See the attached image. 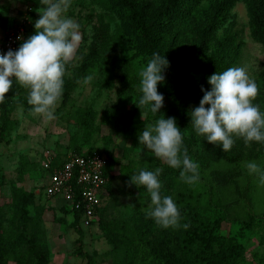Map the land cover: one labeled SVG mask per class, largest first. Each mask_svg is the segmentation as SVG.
<instances>
[{
	"label": "trees",
	"instance_id": "obj_1",
	"mask_svg": "<svg viewBox=\"0 0 264 264\" xmlns=\"http://www.w3.org/2000/svg\"><path fill=\"white\" fill-rule=\"evenodd\" d=\"M0 31L4 34L11 26L10 19L1 13ZM38 1V0H34ZM239 0H91V3L104 10V14L87 16V21L96 23L92 27V36L87 53L82 56V63L74 68L70 64L64 80L63 104L70 102L73 90L85 77L98 76L100 90L116 89V101L102 116V122L112 130L106 137L103 152L108 156L109 165L106 176L109 184L107 193L115 180L114 167L117 164L114 151L110 146L114 136H121L118 147L123 149L125 158H130L136 149L147 151L139 144L138 134L143 128L155 124L161 115L176 119L181 128L183 145L190 158L196 156L201 167L209 169L215 163L223 161L229 165H241L244 161H257L264 156V143L245 145L237 139L232 150L223 152L219 147L204 141L198 136L192 125L189 112L198 107L203 97L202 88L209 89L208 77L216 72H223L236 67L242 57L243 44L234 31L226 29L222 36L219 30L225 25L232 9ZM248 6L250 32L253 40L264 48V0H245ZM35 17L33 10L27 12ZM34 26H27L24 39L34 34ZM129 36L134 42L137 54L148 63L154 52L166 55L169 68L165 72V82L158 86L164 98L171 99L164 104L162 113L153 114L149 110L138 108L141 94L135 92L136 75L130 57L118 53L117 45ZM0 42L1 39H0ZM205 61L203 70L199 64ZM264 83V68L261 72ZM20 84L14 83L6 96L0 116V140L6 134L17 130L19 122L13 118L16 107L23 108L25 113L32 112L28 104V95L17 98L24 91ZM134 101L137 103L132 104ZM264 111V92L259 91L255 100ZM144 118L140 117L142 115ZM96 113L85 110L78 113V124L84 128L85 145L89 148L75 147L66 153L91 155L97 150L92 142L100 133L95 124ZM117 147V146H116ZM54 164L62 158L61 153ZM34 168L37 164H33ZM30 160L23 157L18 169V183L25 182ZM128 168H121V176L126 177ZM240 171H214L211 181L219 186L233 184L238 186ZM40 178H44L40 176ZM35 187L32 191L23 186H11L12 203L10 213L0 207V264H50L51 253L44 238L41 220L46 211H57L49 206L51 201L41 199ZM163 195H168L166 192ZM175 201V200H174ZM190 201V202H189ZM177 204L182 220L187 229H163L149 218H137L133 222L131 235L122 237L108 231V239L123 255L114 264H245L246 248L237 236L225 237L217 233L225 220L221 215L214 217L202 209L200 198L192 194H178ZM33 209V213H32ZM106 206L98 211L100 223ZM63 216L73 217L72 227L85 229L80 224V213L70 207H62ZM146 216V215H144ZM57 222L64 223L63 219ZM102 223V222H101ZM100 223V224H101ZM96 224V223H95ZM94 224V225H95ZM261 232L264 244V218L250 219L243 223L242 231ZM241 231V232H242ZM258 264H264V256ZM88 264H94V257L86 256ZM252 264V263H251Z\"/></svg>",
	"mask_w": 264,
	"mask_h": 264
},
{
	"label": "rangeland",
	"instance_id": "obj_2",
	"mask_svg": "<svg viewBox=\"0 0 264 264\" xmlns=\"http://www.w3.org/2000/svg\"><path fill=\"white\" fill-rule=\"evenodd\" d=\"M43 7L40 0H2L1 13L9 17L10 26H17L28 16L29 24L34 26V21L39 18L38 9ZM33 10L35 17L27 14ZM104 10L91 3V0H72L66 15L80 25L82 36L81 44L77 50V57L73 63L77 68L82 63V56L87 53L92 36V27L96 23L87 21L90 14H104ZM225 25L219 30L218 36H222L226 29L234 27L243 44L242 57L236 67L244 66L248 74L258 87V92H264V83L261 72L264 68V48L256 43L250 32V19L248 6L245 0H239L227 18ZM3 33L0 31V39ZM118 53L130 57L132 67L136 75L135 92H140V71L146 66L142 56L137 54L135 44L126 36L118 45ZM206 62L199 64V70L205 68ZM98 76L93 77L90 83L79 82L73 90L70 102L63 104V96L56 108V119L48 121L33 112L25 113L23 108L16 107L13 118L19 122L16 131L6 134L0 140V207L3 211L10 213L12 203L11 186L13 184L23 186L32 191L37 186L45 184L44 169L42 161L44 152L48 149L56 153H66L75 147L89 148L85 145L84 128L78 124V113L92 110L96 113L95 124L100 128V133L93 139V146L103 152L106 137L112 134V130L103 124L102 116L108 108L116 101V89L100 90L98 87ZM28 90L21 91L17 98H25ZM172 101L165 97L164 104ZM130 107L134 101L130 102ZM144 118V116H140ZM122 142L121 136H114V142L110 151H114L116 165L114 167L115 180L110 192L107 193L105 201L106 210L102 217V223H96L91 228H73V217L63 216L60 207L54 206V201L49 206L57 208V211H46L41 220L44 238L49 246L51 258L50 264H88L86 256L94 257V264H114L123 252L116 249L115 245L108 239V231H112L122 237L131 235L133 222L137 218L145 219V208L150 203V197L145 188L129 186L130 176L138 174L140 169L154 171L162 168L159 177L162 183V193H167L176 201L178 194H196L200 198V205L208 215H221L224 221L217 233L225 237L237 236L238 240L246 248L245 264H258L259 258L255 254L264 256V244L261 232L241 230L243 223L250 219L260 220L264 218V184H261L255 175H250L246 168L248 162L241 165H229L223 161L215 163L211 168L201 167L196 156H192L200 166L199 181L195 185L184 183L179 177V171L170 168L167 164L156 159L150 152L136 149L130 158H125L123 149L118 147ZM117 146V147H116ZM23 157H28L30 167L28 168L25 182L18 183V169ZM264 168V156L254 161ZM37 164L34 168L33 164ZM128 168L126 177L121 176V168ZM240 171L242 177L238 179V186L233 184L219 186L211 181L214 171ZM190 202V201H189ZM33 213V209H32ZM63 219L64 223L57 222ZM132 226V227H131ZM242 231V232H241ZM8 264H14L9 262Z\"/></svg>",
	"mask_w": 264,
	"mask_h": 264
},
{
	"label": "clouds",
	"instance_id": "obj_3",
	"mask_svg": "<svg viewBox=\"0 0 264 264\" xmlns=\"http://www.w3.org/2000/svg\"><path fill=\"white\" fill-rule=\"evenodd\" d=\"M72 0H40L39 18L34 21V34L16 50L0 52V103H3L14 83L28 90V104L32 112L48 121L56 119V108L63 96L67 69L77 57L81 44L80 25L66 15ZM169 61L154 52L140 71L141 96L136 106L151 113H162L164 96L158 86L165 82ZM92 76L85 77L90 83ZM209 89L202 88L203 97L198 107L190 110L191 125L198 136L223 152L232 150L237 139L245 145L264 143V111L255 104L258 87L244 66L231 67L208 77ZM143 116V112H142ZM140 145L156 159L170 168L180 170V179L195 185L199 181V164L190 158L183 145L181 128L176 119L161 115L155 124L138 134ZM250 175L257 176L264 184V168L256 162H248ZM162 168L154 171L140 169L131 175L129 186L145 188L150 203L145 208L146 217L163 229L189 227L181 225V214L172 196L162 194L159 180Z\"/></svg>",
	"mask_w": 264,
	"mask_h": 264
},
{
	"label": "built area",
	"instance_id": "obj_4",
	"mask_svg": "<svg viewBox=\"0 0 264 264\" xmlns=\"http://www.w3.org/2000/svg\"><path fill=\"white\" fill-rule=\"evenodd\" d=\"M28 16L21 24L11 26L2 36L0 52L16 50L21 44L18 37H25ZM2 106L0 103V116ZM50 149L44 152L42 168L44 169L45 184L37 190L41 199L51 201L57 207H70L80 213V224L83 228H91L98 222V211L105 207L107 199L106 186L109 178L106 170L109 165L108 156L102 152L91 155L84 153H61L62 158L57 165L54 164L59 157Z\"/></svg>",
	"mask_w": 264,
	"mask_h": 264
}]
</instances>
